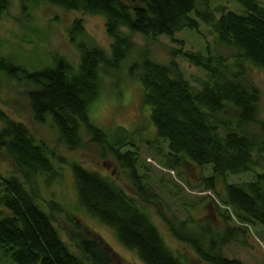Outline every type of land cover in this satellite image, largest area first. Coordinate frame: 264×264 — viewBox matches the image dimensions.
I'll use <instances>...</instances> for the list:
<instances>
[{
  "label": "trees",
  "instance_id": "obj_1",
  "mask_svg": "<svg viewBox=\"0 0 264 264\" xmlns=\"http://www.w3.org/2000/svg\"><path fill=\"white\" fill-rule=\"evenodd\" d=\"M22 1L27 13L26 1L40 0ZM41 1L103 17L112 39L110 54L86 41L76 42L77 33L83 30L77 20L70 34L80 52L78 64L74 67L59 55L38 69H28L2 54L0 40V73L30 84L27 98L33 121L50 119L59 142L69 150L86 145L84 129L89 141L101 150L100 157L112 154L126 169L136 194L148 201L137 152L121 150L133 133L122 126L106 132L90 120L89 106L99 94L101 69L119 68L133 48V33L151 40L165 35L182 44L175 33L182 29L198 31L201 21L214 32L215 42L229 49L232 62L230 56L209 49L203 54L174 47L168 65L155 62L146 52L141 61L129 67L130 75L136 74L142 85V102L150 107L156 135L167 142L165 156L174 166L182 158L199 167L211 166V174L202 181L206 189L215 192L219 178L255 172L258 160L264 161V136L258 139L245 128L256 120L261 96L260 89L247 79V65L264 71V4L260 0H234L242 7L241 12L223 6L212 9L208 0ZM9 3L0 0V21ZM178 54L205 71L204 79H196L198 87L191 85L179 68ZM0 121V149L19 171L0 172V264H117L111 251L80 227L81 231L70 236L72 245L67 244L53 217L38 203L36 193L27 188L36 177H43L47 184L56 181L63 165L72 175L78 205L108 226L121 245L134 251L145 264H186L165 243L142 204L116 180L81 161L66 159L26 124L1 110ZM220 200L226 207L221 214L222 230L208 220L192 225L173 217H165V221L172 235L188 244L205 264H245L227 257L224 246L240 242L239 236L248 225L264 229V171H256L250 180L226 182ZM47 206L51 211L60 209L53 200ZM231 218L237 225L229 224Z\"/></svg>",
  "mask_w": 264,
  "mask_h": 264
},
{
  "label": "rangeland",
  "instance_id": "obj_2",
  "mask_svg": "<svg viewBox=\"0 0 264 264\" xmlns=\"http://www.w3.org/2000/svg\"><path fill=\"white\" fill-rule=\"evenodd\" d=\"M22 2L10 0L0 21L2 54L9 56L14 62L28 69H38L51 64L53 58L60 55L75 67L79 62L80 52L73 42L70 30L77 20L80 21L83 30L77 33L75 41H86L88 45L101 47L110 54L112 39L106 33L103 17L67 10L41 0L34 3L26 1L28 12L25 13ZM260 2L264 4V0ZM208 3L212 9L223 6L236 12L242 11L240 4L234 0H208ZM199 24L198 31L182 29L175 33L176 39L183 40L182 44L172 41L165 35L151 40L152 38L146 35L133 33L131 36L133 48L122 60L119 68L116 71L109 68L101 69L99 94L89 106L90 120L106 132H112L113 128L122 126L133 133H129L128 143H125L121 150L131 149L138 154V171L143 175L141 183L145 185L148 196L146 202L136 194L126 169L121 167L112 154L101 158V150L99 151L89 141L84 129L83 140L86 145L69 150L59 142L58 132L50 119L43 123L34 122L27 98L30 84L24 80L6 78L0 73V110L26 124L33 134L56 147L66 159L81 161L85 166L116 180L129 195L142 204L165 243L186 264L205 263L188 244L172 235L165 217L177 218L180 221L186 219L188 225L203 224L208 220L214 228L222 230L224 220L221 214L226 207L221 204L220 198L224 196V184L250 180L256 171H264V161L258 160L255 172L227 174L216 181L218 192L216 193L206 189L202 181L203 177L211 174V166L199 167L185 158L174 166L165 156L167 142L156 135L149 116L150 107L142 102V85L136 74L130 75L129 67L132 62L141 61L142 54L146 52L155 62L168 65L173 58L170 52L174 47H181L182 51H201L203 54L209 49L211 53H221L229 57V49L215 42V34L211 28L201 21ZM123 31L126 34L130 33L126 29ZM175 59L191 85L198 87L196 79H204L205 71L186 61L180 54ZM232 61L233 58L230 56L229 62ZM246 72L247 79L260 89L261 96L257 118L245 128L259 139L264 136V71L247 65ZM0 172L19 174L12 159L1 149ZM27 188H31L33 194L36 193L38 203L53 217L55 227L67 244L72 245L69 240L71 234L82 229L88 236L104 244L113 254L117 264H145L134 251L121 245L108 226L91 217L78 205L73 178L67 165L60 169V177L56 181L47 184L43 177H36ZM52 200L60 205L58 211H51L48 208L47 203ZM227 212H230L229 208ZM229 224L237 225L234 218H231ZM245 228L247 230L239 236L241 243L231 242L224 246V254L245 264H264V229L258 225H248Z\"/></svg>",
  "mask_w": 264,
  "mask_h": 264
}]
</instances>
